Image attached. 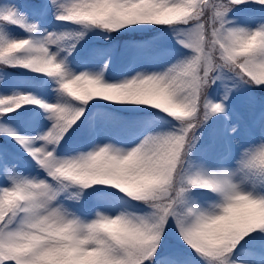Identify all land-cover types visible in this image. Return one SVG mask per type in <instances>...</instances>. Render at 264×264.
<instances>
[{"label": "snow or ice", "instance_id": "snow-or-ice-1", "mask_svg": "<svg viewBox=\"0 0 264 264\" xmlns=\"http://www.w3.org/2000/svg\"><path fill=\"white\" fill-rule=\"evenodd\" d=\"M0 264H264V0H0Z\"/></svg>", "mask_w": 264, "mask_h": 264}]
</instances>
